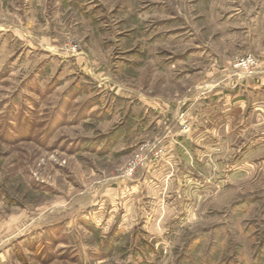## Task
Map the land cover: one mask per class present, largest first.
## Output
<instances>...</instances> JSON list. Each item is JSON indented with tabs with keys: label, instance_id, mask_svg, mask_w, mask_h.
Wrapping results in <instances>:
<instances>
[{
	"label": "rangeland",
	"instance_id": "rangeland-1",
	"mask_svg": "<svg viewBox=\"0 0 264 264\" xmlns=\"http://www.w3.org/2000/svg\"><path fill=\"white\" fill-rule=\"evenodd\" d=\"M0 264H264V0H0Z\"/></svg>",
	"mask_w": 264,
	"mask_h": 264
},
{
	"label": "built area",
	"instance_id": "built-area-1",
	"mask_svg": "<svg viewBox=\"0 0 264 264\" xmlns=\"http://www.w3.org/2000/svg\"><path fill=\"white\" fill-rule=\"evenodd\" d=\"M72 49H74V48H72ZM245 63H246V65H247L250 69H253V68H256V67H257V64H256L257 62H256L255 58L248 57V58L246 59ZM132 171H133L132 168H130V169L128 170V172L130 173V174H128L129 176L131 175V172H132Z\"/></svg>",
	"mask_w": 264,
	"mask_h": 264
}]
</instances>
